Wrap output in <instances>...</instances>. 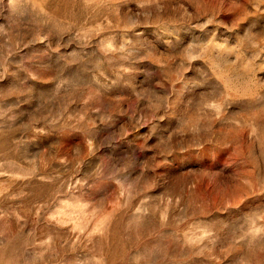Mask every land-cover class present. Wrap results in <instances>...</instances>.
<instances>
[{
	"label": "rangeland",
	"instance_id": "rangeland-1",
	"mask_svg": "<svg viewBox=\"0 0 264 264\" xmlns=\"http://www.w3.org/2000/svg\"><path fill=\"white\" fill-rule=\"evenodd\" d=\"M0 264H264V0H0Z\"/></svg>",
	"mask_w": 264,
	"mask_h": 264
}]
</instances>
